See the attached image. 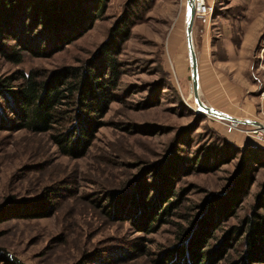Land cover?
<instances>
[{
  "label": "rangeland",
  "instance_id": "374dc122",
  "mask_svg": "<svg viewBox=\"0 0 264 264\" xmlns=\"http://www.w3.org/2000/svg\"><path fill=\"white\" fill-rule=\"evenodd\" d=\"M124 1L109 0L103 17L92 28L51 56L25 53L22 62L14 64L0 55V77L16 70L47 71L82 64ZM232 4V0L214 4L210 21L217 12L232 15ZM184 16L185 0H152L142 19L131 26L118 55L122 70L118 90L84 156L61 154L48 133L15 130L0 121V247L25 264H75L79 260L84 264H158L164 249L184 245L185 237L177 238L204 211L200 203L212 193L226 195L235 175L245 172L253 177L252 183L224 220L208 228L207 243L215 245L249 212L264 180V166L256 167L245 151L264 149V136L248 124H236L226 132L224 120L195 111ZM203 27L193 18L195 54L202 48ZM230 51L233 63H244V70L237 73L240 77L262 75L252 52L241 57L236 49ZM219 56H225L222 48ZM258 90L253 95L258 96ZM8 117L14 119L12 114ZM242 117L264 124L261 113ZM215 136L234 145L237 153L216 170L193 171L188 158ZM159 191L164 200L173 202L169 214L161 215L150 232L137 230L134 222L142 217L140 202L145 192L150 198ZM43 194L53 212L44 217L23 216ZM241 250L238 241L217 264H229Z\"/></svg>",
  "mask_w": 264,
  "mask_h": 264
},
{
  "label": "trees",
  "instance_id": "16d2710c",
  "mask_svg": "<svg viewBox=\"0 0 264 264\" xmlns=\"http://www.w3.org/2000/svg\"><path fill=\"white\" fill-rule=\"evenodd\" d=\"M108 2L0 0V55L14 64L21 63L25 53L51 56L92 28L94 22L103 17ZM151 2L125 0L95 51L80 65L47 71L16 70L0 77V112L4 110L0 121L15 130L25 128L34 133H48L61 154L72 158L84 156L118 90L122 74L118 60L121 46L129 37L131 26L142 19ZM10 114L14 119L8 117ZM236 153L234 145L215 136L188 158L189 168L196 172L213 171L229 162ZM245 153L256 167L264 166L263 148H247ZM252 181L248 172L235 175L226 195L212 193L204 199L199 206L205 214L199 212L190 228L179 233L177 239L185 237L184 245L164 249L158 264H217L238 241L242 242V250L229 264H264V180L254 193L253 205L239 224L230 226L215 245L207 243L208 228H213L217 220H224ZM162 193L159 191L157 196L149 198L145 192L140 202L142 217L134 222L137 230L150 232L161 215L169 214L173 202L164 200ZM36 202L33 210L27 209L23 216L44 217L53 212L54 207L45 194ZM136 209L139 213V208ZM0 264L25 263L0 247ZM75 264L84 263L79 260Z\"/></svg>",
  "mask_w": 264,
  "mask_h": 264
},
{
  "label": "crops",
  "instance_id": "0c3cea01",
  "mask_svg": "<svg viewBox=\"0 0 264 264\" xmlns=\"http://www.w3.org/2000/svg\"><path fill=\"white\" fill-rule=\"evenodd\" d=\"M232 1V15L214 13L212 22L203 27L202 48L196 51L199 96L206 105L234 117L264 114V98L253 95L264 84V0ZM221 48L224 57L219 56ZM232 48L241 57L252 52L262 75L240 77L237 73L244 70V63H233Z\"/></svg>",
  "mask_w": 264,
  "mask_h": 264
},
{
  "label": "water",
  "instance_id": "95a60500",
  "mask_svg": "<svg viewBox=\"0 0 264 264\" xmlns=\"http://www.w3.org/2000/svg\"><path fill=\"white\" fill-rule=\"evenodd\" d=\"M193 17H194L193 0H185V16H184L183 32H184L185 49H186L188 68H189V87L191 89V96L195 106V111L197 113H201L206 116L224 120L227 122L242 124V125L245 124L251 125L254 127L255 130L259 131L264 136V124L262 122L250 118H239L228 115L226 113L211 108L200 99L199 90H198L197 60L192 42Z\"/></svg>",
  "mask_w": 264,
  "mask_h": 264
},
{
  "label": "built area",
  "instance_id": "2783aa9c",
  "mask_svg": "<svg viewBox=\"0 0 264 264\" xmlns=\"http://www.w3.org/2000/svg\"><path fill=\"white\" fill-rule=\"evenodd\" d=\"M194 2V18L198 19L203 26L210 22L212 13V5L207 4L204 0H193ZM260 98H264V84L258 92ZM223 125L226 132H230L235 128V123L224 121Z\"/></svg>",
  "mask_w": 264,
  "mask_h": 264
},
{
  "label": "bare ground",
  "instance_id": "6f19581e",
  "mask_svg": "<svg viewBox=\"0 0 264 264\" xmlns=\"http://www.w3.org/2000/svg\"><path fill=\"white\" fill-rule=\"evenodd\" d=\"M193 5H194V2H193ZM194 18V17H193ZM192 97V96H191Z\"/></svg>",
  "mask_w": 264,
  "mask_h": 264
}]
</instances>
